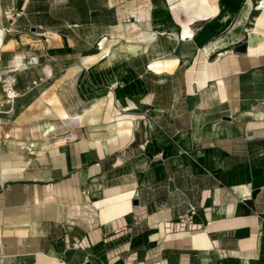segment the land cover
I'll use <instances>...</instances> for the list:
<instances>
[{
	"label": "crops",
	"instance_id": "1",
	"mask_svg": "<svg viewBox=\"0 0 264 264\" xmlns=\"http://www.w3.org/2000/svg\"><path fill=\"white\" fill-rule=\"evenodd\" d=\"M219 1L215 16L188 23L190 41L179 21L190 14L178 18L172 0H106L120 39L129 20L159 32L151 53L118 63L84 62L97 52L48 30L51 51L74 65L46 95L43 72L14 90L27 99L8 121L23 126L0 136V264H264V61L243 55L260 40L262 8ZM173 56L160 71L142 62ZM189 203L199 227L166 230Z\"/></svg>",
	"mask_w": 264,
	"mask_h": 264
},
{
	"label": "rangeland",
	"instance_id": "2",
	"mask_svg": "<svg viewBox=\"0 0 264 264\" xmlns=\"http://www.w3.org/2000/svg\"><path fill=\"white\" fill-rule=\"evenodd\" d=\"M24 0H0V29L2 30V44L0 45V91L2 97L0 98V136L11 134V129L18 131L23 125H9L8 121L16 114L22 111L23 103L26 99L23 97L16 101L15 97H8L6 88L7 77L12 76V88H21L22 86L38 85L39 75L43 72V91L45 88L61 78V73L67 66L71 64L72 60L65 57L63 54H56L54 48L59 45L53 41V44L48 45L44 39L52 36L58 37L57 33L51 34V31H59L67 36L74 38L75 47H77L82 54L95 53L98 48L99 39L107 32L108 39L120 35V29L110 27L109 23L118 24L115 22L116 15L113 7H107L106 0H28L25 8L23 7ZM186 0H172L171 6L175 9L179 18V11L190 14L186 20L179 21L183 28L188 31L181 35L182 38L193 36V28L188 24L193 19H201L199 17H208L210 14L209 3L211 0H187V6H192L193 11H184V4ZM257 0H252V4L256 5ZM109 3V2H108ZM244 0L241 4H244ZM194 7H196L194 11ZM258 10L251 8L247 18L245 19V33L246 30L252 26L254 16ZM196 16V18H194ZM14 21V22H13ZM43 22V28H39L38 24ZM75 23V24H74ZM31 25V26H29ZM117 25V26H118ZM35 28L32 30L31 27ZM70 26V27H68ZM47 29V30H46ZM21 33H26L27 41L25 44H20ZM43 33V34H42ZM53 33V32H52ZM45 34V35H44ZM180 38V35H176ZM43 37V49L41 39ZM16 40V41H15ZM31 42V43H30ZM163 45V44H162ZM61 46V45H60ZM166 47V45H164ZM163 47V46H162ZM52 49V51H51ZM16 51H23L26 61L25 66L11 71L9 60H11ZM57 55L59 57H57ZM64 56V57H63ZM79 61V60H76ZM102 62V61H101ZM118 59H113L111 63H118ZM149 64L148 61H142ZM70 64V65H69ZM98 64H100L98 62ZM3 80V81H2ZM37 88L31 90L29 94L36 92ZM52 88H50V91ZM46 95V92L44 93ZM52 95V94H51ZM45 103V102H44ZM54 103V102H51ZM55 104V103H54ZM43 105V110H44ZM56 107H50V111L43 112V132H54L55 129L48 127L45 121L48 117L54 116ZM19 111V112H18ZM47 129L49 131H47ZM9 131V132H8ZM0 145L3 146L1 143Z\"/></svg>",
	"mask_w": 264,
	"mask_h": 264
},
{
	"label": "bare ground",
	"instance_id": "3",
	"mask_svg": "<svg viewBox=\"0 0 264 264\" xmlns=\"http://www.w3.org/2000/svg\"><path fill=\"white\" fill-rule=\"evenodd\" d=\"M219 3H220L219 0L210 1L209 7L212 13L209 16H215V14L218 12L219 7H220ZM257 6L262 8V12L260 13V17L257 19V21H259L260 24L257 25L256 28H254V31H258V34L261 36H260L259 42H255L254 44L248 43L247 51L243 53L244 57L246 58L247 64L264 61L263 60V56H264V0H259ZM246 9H247V6H246ZM242 14H245L244 11L242 12ZM132 21L129 20L122 24L121 26L122 39H120V36L116 38L112 37L110 39L106 38V36H102L98 42V48L100 50L97 52V54L84 56L82 57V61L93 62L101 57V58L107 59V62H112L113 59H118L121 56L125 57V56H128L129 54L134 55L138 52L151 53V50H153L154 43H155V40L153 39H155V35H157L159 32L156 29L142 28L139 26L137 22H134V21L132 22ZM187 31H188L187 29L182 27L181 35ZM2 33L3 32L0 29V45L2 44V36H3ZM50 33L54 34L52 32ZM168 35L173 36L175 34L170 33ZM191 37L192 36H189L188 38L190 39ZM27 40H28L27 35H23L21 38L20 44H25L24 42H26ZM100 54L102 56H99ZM176 61H177L176 56H173L171 58L154 57L149 61L148 65L150 69H152L153 71H160L162 69H169L176 63ZM8 63H9V66L12 67L10 69L11 71H15L18 68L25 66L26 61L24 58L23 51H16L14 53V57L11 60H9ZM6 81H7L6 88L8 89L9 94L12 97H14L16 93L14 89L12 88L13 86L12 76L9 75ZM108 105H110V103ZM61 114L69 115V112H67L66 110H61ZM80 114L81 113L75 112L70 115L79 116Z\"/></svg>",
	"mask_w": 264,
	"mask_h": 264
},
{
	"label": "built area",
	"instance_id": "4",
	"mask_svg": "<svg viewBox=\"0 0 264 264\" xmlns=\"http://www.w3.org/2000/svg\"><path fill=\"white\" fill-rule=\"evenodd\" d=\"M39 28L40 25H38ZM7 87V86H6ZM7 92L8 97L12 96L9 94L8 89L4 88ZM196 207L194 204L189 203L186 210L177 216V219L174 221H167L165 223L166 230H183V229H195L199 227V224H196L192 221L193 214L195 213Z\"/></svg>",
	"mask_w": 264,
	"mask_h": 264
},
{
	"label": "water",
	"instance_id": "5",
	"mask_svg": "<svg viewBox=\"0 0 264 264\" xmlns=\"http://www.w3.org/2000/svg\"><path fill=\"white\" fill-rule=\"evenodd\" d=\"M35 27L32 26L31 29L33 30ZM247 48L246 42L245 41H240L235 43V45L233 46V50L236 52H244ZM88 264V263H86Z\"/></svg>",
	"mask_w": 264,
	"mask_h": 264
}]
</instances>
